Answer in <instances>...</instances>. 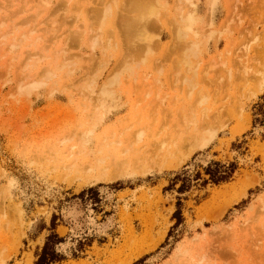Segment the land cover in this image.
<instances>
[{"label":"rangeland","instance_id":"1","mask_svg":"<svg viewBox=\"0 0 264 264\" xmlns=\"http://www.w3.org/2000/svg\"><path fill=\"white\" fill-rule=\"evenodd\" d=\"M139 1L0 0V264H264V0Z\"/></svg>","mask_w":264,"mask_h":264},{"label":"trees","instance_id":"2","mask_svg":"<svg viewBox=\"0 0 264 264\" xmlns=\"http://www.w3.org/2000/svg\"><path fill=\"white\" fill-rule=\"evenodd\" d=\"M259 110L263 115V119H261V121H264V107H260ZM258 119L259 118H257L256 120ZM204 170V175L199 171L193 175L190 174L188 170L175 172L174 177L171 179L169 185L166 186L165 189L176 190L179 194H183L190 190L194 181L201 182V185L203 186H206L209 183L218 185L229 182L234 178L235 173L238 170V163L234 161L224 163L221 161L213 160L204 168ZM96 191V187L91 186L87 189L82 190L79 196L84 198L85 194H87L88 192H92V194L95 195ZM93 195V199L95 201H98V197ZM173 218L176 220V222L172 227L169 236H171L173 230L179 227L185 220L181 196H178L177 208L173 214ZM58 219L59 216L57 214H54L49 226H47L46 222L44 221L38 225L39 232L48 230V233L45 237L43 246L36 252L35 264H60L67 260V256L59 249L60 244L65 242V238L61 236L57 231V227L59 225V223L57 222ZM86 244L90 245V243H87L86 241H79L78 247L74 251V257H79L78 252H82ZM146 257L147 256L141 258L136 264L142 263L143 260L146 259Z\"/></svg>","mask_w":264,"mask_h":264},{"label":"bare ground","instance_id":"3","mask_svg":"<svg viewBox=\"0 0 264 264\" xmlns=\"http://www.w3.org/2000/svg\"><path fill=\"white\" fill-rule=\"evenodd\" d=\"M138 1H139V0H138ZM139 2H140V1H139ZM134 3H135V1H134ZM153 3H154V2H153ZM158 4H159V3H158ZM136 5H137V4H136ZM165 6H166V5H164V7H165ZM133 7H134V6H133ZM140 7H141V6H140ZM144 7H145V6H144ZM146 7H148V6H146ZM149 7H150V6H149ZM134 8H136V7H134ZM137 9H138V8H137ZM139 9H140V8H139ZM144 9H146V8H144ZM147 9H148V10H147ZM147 9H146L147 11L145 12L146 15H147V13L150 11L149 8H147ZM150 9H151V8H150ZM131 10H132V9H131ZM133 10H134V9H133ZM141 10H142V9H141ZM151 11H152V12H150V13L153 14L154 11H153V10H151ZM133 12H134V11H133ZM136 12H137V10H136ZM145 13H143L142 15L144 16ZM150 13H148V14H150ZM142 15H141V16H142ZM146 15H145V16H146ZM145 16H144V17H145ZM137 18H139V17H137ZM134 19H135V18H134ZM141 19L143 20L144 18L142 17ZM147 19H148V18H146V20H147ZM139 20H140V19H139ZM121 21H122V20H121ZM124 23H125V22H124ZM139 23H140V22H139ZM127 24H128V23H127ZM142 25H143V24H142ZM177 25H178V24H177ZM134 26H136V25H134ZM129 27H130V26H129ZM136 27H137V26H136ZM136 27H135V28H136ZM143 27H144V26H143ZM132 28H133V27H132ZM132 28L130 27V29H132ZM138 28H139V26H138ZM136 29H137V28H136ZM141 36H142V35H141ZM179 37H180V36H179ZM182 37H183V36H182ZM123 59H124V58H123ZM203 145H204V144H203Z\"/></svg>","mask_w":264,"mask_h":264}]
</instances>
